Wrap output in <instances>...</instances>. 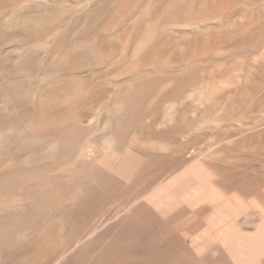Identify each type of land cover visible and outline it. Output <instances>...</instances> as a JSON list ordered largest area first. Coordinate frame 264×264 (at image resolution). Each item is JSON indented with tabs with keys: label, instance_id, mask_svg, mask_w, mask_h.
<instances>
[{
	"label": "rangeland",
	"instance_id": "1",
	"mask_svg": "<svg viewBox=\"0 0 264 264\" xmlns=\"http://www.w3.org/2000/svg\"><path fill=\"white\" fill-rule=\"evenodd\" d=\"M243 2L0 0V264H91L136 230L103 232L128 200L182 264H264V0Z\"/></svg>",
	"mask_w": 264,
	"mask_h": 264
},
{
	"label": "bare ground",
	"instance_id": "2",
	"mask_svg": "<svg viewBox=\"0 0 264 264\" xmlns=\"http://www.w3.org/2000/svg\"><path fill=\"white\" fill-rule=\"evenodd\" d=\"M239 1L241 0H238V2ZM258 2L259 1H257V3ZM133 201H135L134 204H131L128 200L122 207L120 206L117 208L115 216L118 219L107 229L105 228L106 230L102 229L104 230L103 232L108 231L123 220L125 221L124 226L126 230L130 229V226L136 228V230H133L131 233H127L124 229H122L123 231L113 238L112 242L114 243L110 242L103 246L100 251V255L97 256L91 264H182V262L184 263L185 261L191 262V258L188 257L184 244L180 239L176 240L177 243H158L157 241L148 242L142 240L147 237L149 232H153L152 227H149V229L148 227L140 230L137 229L142 226L143 222H147L148 225L152 226H161L163 230L169 223L168 220L158 218V216L152 213L144 204L136 203V200ZM121 210L125 212L121 213ZM138 213L144 214L146 216V220H138L130 225L131 222L134 221L133 217ZM175 216L177 217L178 215ZM176 217H173L170 220L173 222ZM122 238L140 240L133 243H118L117 241ZM105 255H107V257H105Z\"/></svg>",
	"mask_w": 264,
	"mask_h": 264
}]
</instances>
